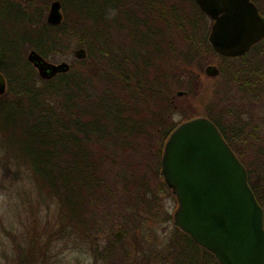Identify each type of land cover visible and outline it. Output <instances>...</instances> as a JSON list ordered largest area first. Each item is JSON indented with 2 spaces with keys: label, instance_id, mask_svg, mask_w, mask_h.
I'll return each mask as SVG.
<instances>
[{
  "label": "trees",
  "instance_id": "obj_1",
  "mask_svg": "<svg viewBox=\"0 0 264 264\" xmlns=\"http://www.w3.org/2000/svg\"><path fill=\"white\" fill-rule=\"evenodd\" d=\"M59 1L64 12L59 27L49 26L33 6L20 11L6 10L5 25L0 29V72L5 76L8 88L0 97V141L7 160L23 166L36 179L39 188L47 189L48 194L58 201L63 211L59 216L60 233H63L62 237L72 238L73 228L86 230L99 223V220L89 218L92 216L90 204H97L103 191L107 190L101 183V172L95 167V145H103L102 148L108 150L110 146L131 147L137 142L147 144L151 141L159 145L157 158L160 166L170 134L179 124L197 117L191 115L190 109H184L183 103L172 105V96L176 90H185L187 95L182 100H191L202 91L200 86L196 90L189 78L201 81L198 74L195 75L194 63L205 53L204 49L219 58L222 74L227 68L226 74L234 75L242 82L258 75L259 64L253 55L247 60L227 59L216 54L208 44L207 35L201 38L208 20L195 0ZM70 17L74 19L73 34H83L84 39H89L88 59L79 64L93 59V50L98 52V58L111 59L113 67L101 70L100 74L114 91L99 89L96 82L100 75L82 69L73 71L72 67L69 73L45 81L21 57V46L27 43L48 60L50 54L61 48L66 33L69 35L66 27ZM171 35H180L188 44L180 55L170 43ZM245 71L250 72L248 76ZM215 108L211 107V113L207 112L204 117L218 127L246 167L249 184L264 209V188L234 149L219 121L221 113ZM185 110L189 112L183 114L184 120L174 124L171 121L173 113L182 114ZM160 170L158 168L156 172L158 177ZM123 192L124 200L121 199L120 203L125 208L136 200L138 205L150 204L142 195H133L129 188ZM143 205L139 207L143 208ZM0 213L3 212L0 210ZM128 222L127 230L136 221L131 219ZM29 232L27 249L34 246L33 240L43 242L41 238L45 233L38 231L37 227ZM177 234L181 242L176 240L180 247L176 248L183 252L178 254L180 264H219L212 254L198 247L178 229ZM3 238L0 237V264H37L35 251H22L17 245V249L8 252L5 240L9 238ZM11 240L16 243L15 237ZM51 241L52 237L47 236L44 244L50 248L53 246ZM106 251L113 257V251Z\"/></svg>",
  "mask_w": 264,
  "mask_h": 264
},
{
  "label": "rangeland",
  "instance_id": "obj_2",
  "mask_svg": "<svg viewBox=\"0 0 264 264\" xmlns=\"http://www.w3.org/2000/svg\"><path fill=\"white\" fill-rule=\"evenodd\" d=\"M15 1L27 5L26 2L29 0ZM54 1L57 0H34V4L31 3L30 6L38 9L36 12L41 13L42 19L47 22ZM261 6L264 11V6L262 4ZM70 18L71 21H67L66 27L67 30L69 28V35L66 33L61 48L50 54L47 61L53 64L67 63L73 71L81 69L86 73L93 71L94 75H100L99 81L96 82L99 89L102 88L103 92L114 91L113 87L105 84L103 75L100 74L101 70L113 67L111 59L98 58V52L95 53L93 50V59L91 57L87 63L79 64L80 61L88 59L89 39H84L83 34H73L74 19ZM207 20L201 38L207 35L208 44L212 47L209 42L212 30L210 17L207 16ZM169 40L178 55L188 46L180 35L173 37L171 35ZM79 49L87 51L84 60H78L75 56ZM262 49L264 50V46ZM204 50L202 57L193 62L195 75L198 74L201 81L189 78L195 89L200 86L202 91L195 99L184 98L187 100L184 101L182 99L187 92L176 90L172 96V105L175 106V102L179 105L183 103L184 109H190L191 115L197 117H204L207 112L211 113L209 109L215 106L216 111L221 113L218 120L232 140L234 149L245 165L258 176H255L256 180L258 179L257 182L264 188V70L261 76L255 74L254 79L245 82L234 75L226 74L227 68H224L223 74L220 70L219 76L209 77L205 73L206 68L210 65L218 66L219 58L213 56L209 49ZM32 51L30 44L22 45L21 57L27 60ZM111 51L119 53L114 49ZM247 73L250 72L245 71V76L249 75ZM252 83L255 85H250ZM251 87H255V90H250ZM179 92H184V96L179 97ZM188 112L189 110L183 111L182 114L174 112L171 121L179 124ZM137 143L131 147L113 145L114 147L110 146L108 150L103 149V145L94 146L95 167L101 172L103 180L101 183L106 186L107 193L103 191V196L98 199L97 204L92 203L89 207L90 213L92 212L89 218L99 220V223L86 230L73 228L74 236L70 238L62 237L63 233H60L62 224L59 223V216L63 211L58 201L48 194L47 189L41 190L36 179L23 166L7 160L0 141V210L3 212L0 213V237L9 238L5 240L7 250L17 249L19 245L21 250L25 251L29 231L37 227L38 231L45 233L41 238L43 242L33 240L34 246L27 249V252L35 251L37 254V264H180L181 258L178 254L183 252H178L177 249L179 246L176 245V240L181 241L178 240L177 228L173 221L178 202L161 177V170L159 177L156 175L157 169H161V162L159 166L157 158L159 145L151 141L147 144ZM125 188L133 191V195H142L150 204L147 206L140 203L144 206L140 208L136 200L133 204L129 203V206L125 204L128 207L125 208L124 204L120 203L124 198ZM131 215L135 216L131 218ZM130 218L136 222L127 230L126 223H130L128 222ZM118 233L122 234L121 239L116 237ZM47 236L52 237L53 246L50 248L44 244ZM11 237L16 238L15 244ZM182 241L184 242V239ZM106 249L114 252L113 257L109 256ZM193 253L198 256L196 251ZM102 255L105 256L104 259ZM195 263H198V260H195Z\"/></svg>",
  "mask_w": 264,
  "mask_h": 264
},
{
  "label": "water",
  "instance_id": "obj_3",
  "mask_svg": "<svg viewBox=\"0 0 264 264\" xmlns=\"http://www.w3.org/2000/svg\"><path fill=\"white\" fill-rule=\"evenodd\" d=\"M195 1L214 21L209 42L219 55L241 57L264 39V17L251 0ZM63 20L62 4L54 1L47 23L59 26ZM75 56L84 60L87 51L79 49ZM27 60L45 81L71 70L69 64L50 63L36 51ZM205 73L217 77L220 70L210 65ZM7 87L0 72V97ZM160 175L178 202L173 216L178 230L219 264H264V209L245 166L212 121L199 117L173 131L164 147Z\"/></svg>",
  "mask_w": 264,
  "mask_h": 264
},
{
  "label": "flooded vegetation",
  "instance_id": "obj_4",
  "mask_svg": "<svg viewBox=\"0 0 264 264\" xmlns=\"http://www.w3.org/2000/svg\"><path fill=\"white\" fill-rule=\"evenodd\" d=\"M259 1V2H258ZM252 3L255 4V6L258 8L259 13L261 16L264 17V11L263 8L261 6V4L264 6V0H251ZM27 5H24L23 3H18L15 0H0V29L3 28L5 25L4 23V19H5V15H6V10H14L15 11H20L21 8L23 10L29 9L30 4L32 3V5L34 4V0H29ZM214 21L211 19V26H213ZM264 46V39L256 44L255 46H253L246 54H244L241 57L238 58H232V59H250V55H253L254 60L257 62V64H259L257 66L258 75H262L263 70H264V50L262 49V47ZM0 53H1V46H0ZM230 59V58H227ZM216 66L219 70V66L217 65H213ZM260 78V77H259Z\"/></svg>",
  "mask_w": 264,
  "mask_h": 264
}]
</instances>
